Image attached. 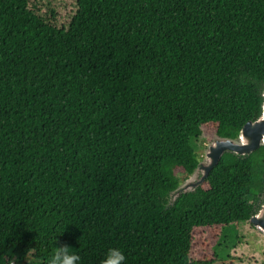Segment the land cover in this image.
<instances>
[{"label": "trees", "instance_id": "obj_1", "mask_svg": "<svg viewBox=\"0 0 264 264\" xmlns=\"http://www.w3.org/2000/svg\"><path fill=\"white\" fill-rule=\"evenodd\" d=\"M263 91L264 0H0V264H215L264 201V145L171 192Z\"/></svg>", "mask_w": 264, "mask_h": 264}, {"label": "water", "instance_id": "obj_2", "mask_svg": "<svg viewBox=\"0 0 264 264\" xmlns=\"http://www.w3.org/2000/svg\"><path fill=\"white\" fill-rule=\"evenodd\" d=\"M261 145H264V100L259 117L255 120L247 121L241 128L237 138L214 135L206 146L204 159H201L194 172L171 192V202L177 198L180 192L194 190V188L199 186L226 151L237 154H249L257 150ZM249 220L264 232V201L260 209Z\"/></svg>", "mask_w": 264, "mask_h": 264}, {"label": "rangeland", "instance_id": "obj_3", "mask_svg": "<svg viewBox=\"0 0 264 264\" xmlns=\"http://www.w3.org/2000/svg\"><path fill=\"white\" fill-rule=\"evenodd\" d=\"M214 135L210 139L204 135L200 137L198 143L201 159H204L206 146ZM179 176L182 177V173H179ZM227 236L236 238L235 244L228 242L230 248H223L219 251V261L215 264H264V232L250 220L242 221L231 227ZM207 242L209 239L205 241ZM194 246L195 248L202 247V241L197 240Z\"/></svg>", "mask_w": 264, "mask_h": 264}, {"label": "clouds", "instance_id": "obj_4", "mask_svg": "<svg viewBox=\"0 0 264 264\" xmlns=\"http://www.w3.org/2000/svg\"><path fill=\"white\" fill-rule=\"evenodd\" d=\"M70 246L67 244H57L54 252L47 260V264H77L80 256L76 252L69 251ZM125 255L118 247L107 249L100 264H123Z\"/></svg>", "mask_w": 264, "mask_h": 264}]
</instances>
